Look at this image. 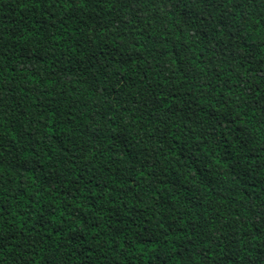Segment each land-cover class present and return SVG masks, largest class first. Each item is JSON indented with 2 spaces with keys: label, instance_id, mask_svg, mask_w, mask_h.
<instances>
[{
  "label": "trees",
  "instance_id": "trees-1",
  "mask_svg": "<svg viewBox=\"0 0 264 264\" xmlns=\"http://www.w3.org/2000/svg\"><path fill=\"white\" fill-rule=\"evenodd\" d=\"M0 264H264V0H0Z\"/></svg>",
  "mask_w": 264,
  "mask_h": 264
}]
</instances>
